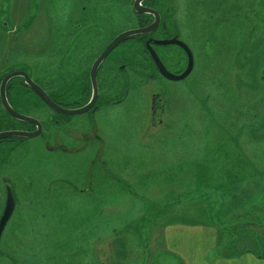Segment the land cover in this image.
<instances>
[{
    "label": "rangeland",
    "instance_id": "rangeland-1",
    "mask_svg": "<svg viewBox=\"0 0 264 264\" xmlns=\"http://www.w3.org/2000/svg\"><path fill=\"white\" fill-rule=\"evenodd\" d=\"M160 1L167 30L193 53L185 78L156 73L136 38L103 62L91 110L65 125L21 98L44 133L0 166V215L6 186L14 199L0 264L264 260V0ZM131 3L0 0V76L31 68L51 96L79 92L110 40L138 25ZM85 6L95 20L77 38ZM155 50L185 70L182 48Z\"/></svg>",
    "mask_w": 264,
    "mask_h": 264
},
{
    "label": "flooded vegetation",
    "instance_id": "flooded-vegetation-1",
    "mask_svg": "<svg viewBox=\"0 0 264 264\" xmlns=\"http://www.w3.org/2000/svg\"><path fill=\"white\" fill-rule=\"evenodd\" d=\"M128 1H129V3L132 2L131 3L132 11L134 12V14H135V16H136V18L138 19V22H139L138 25L135 26V27L146 26V25L150 24L154 20V14L153 13L137 12V11H135L133 9L134 0H128ZM160 2H161L160 0H155L154 2H151V0H141L140 1L142 6H149L151 8H154L159 13V22H158L157 27L153 31H151L149 33H146V34H136V35H138V38L136 37L138 41H139V39L143 40L142 41L143 42L142 45H144L146 43L148 38H151L152 40L150 41V43H151V46L154 49H155V45H164V46H166L168 44H154L153 40H155V39H170V38H172L174 36L178 37V35H175L174 32L172 34H170L171 32H169L167 30L166 25H165L166 22H165V18L163 17V13H162V10H161V3ZM88 10H89V6L88 7L85 6L83 8V12L81 13V15L79 17H77V18H79V20L76 21V28H79V33L78 32L76 33V35H78L77 38H79L81 36H83L82 38L86 37L85 35H87V32H88L90 26L92 25V23H94L95 19H93L92 17L88 16ZM140 14H149V21L147 23L143 24L142 20H140V17H139ZM80 18L82 19L81 21H80ZM80 32H82V35H80ZM69 33L70 32H68V34ZM139 36H140V38H139ZM127 39L122 40L115 48H113L109 52V54L100 63V65H99V67L97 69V73H96V80H97V74H98V72L100 70V67L102 66L103 62L108 58V56L112 53L113 50H115L117 47H119L121 44H123L122 42H126ZM176 46H178V45H176ZM127 49L128 48L125 47V51ZM148 54L151 56L149 51H148ZM97 56H96V58H97ZM151 59H152V62L155 64L152 56H151ZM93 62H92V64H93ZM91 65L88 68L89 72H88L87 78L84 81H82L79 84V86H78V87H80L79 88V92H77L76 90L74 92L68 90V91H66L64 93L63 98L60 99V100L58 98L54 97V96H51L47 92V90L45 89L46 88L45 85L42 82H39L35 78H33V74L31 72V68H29L28 70L22 69V68H18L17 70H14V71H25L28 74V76L35 83H37L42 89L45 90V92L51 97V99L54 102H56L57 104H59L60 106H63V107H72V108H74V107H79V106H82V105L86 104L91 99L90 95L87 96L88 93H91V90L93 91L91 77H90ZM155 66H156V64H155ZM156 68H157V66H156ZM154 70L157 73L158 69L154 68ZM9 71L3 72L1 74L0 83H1V81L3 79V77L7 73H9ZM5 92H6L7 100L10 103V105L13 107V109H15L17 112H20V113L28 115V116L35 117L34 115L30 114L29 111H24L25 110L24 107L21 108V106H20L21 98L23 96H25V94L27 93L28 96L33 97L35 100H41L44 103V105H46L51 110L52 114L49 115L48 119L55 126L65 125L66 123L69 122L71 117L74 115V114H68V113H65V112L56 111L53 108H51L49 105H47L45 103V101L41 98V96L29 84H27V82L25 81V79H24V77L22 75H15V76L11 77L10 79H8V81L6 83V87H5ZM67 103H73V104H67ZM0 106H1V109H2L1 112H0V132L5 131V130H7V131L8 130L34 131V130L37 129V125L36 124H34L32 122L25 121V120H20L18 118H15L14 116H12L5 109V107L3 106L2 101H1V97H0ZM89 110H91V108ZM35 118H37V117H35ZM38 120L40 121V119H38ZM41 125H42V130H41L40 134L35 136V137H40L41 135H43L44 127H43V123L42 122H41ZM35 137H22V136L1 137L0 138V166L2 165V163H4L6 161V159H8V156L13 151H15L22 142H24V141H26L28 139H31V138H35ZM8 188H7V186L5 187L6 197H5V202H4L2 211H1V215H2V213L4 211L5 206H6V201H7V198H8V194L10 193ZM10 189H11V187H10ZM11 191H13V188L11 189ZM13 210H14V208H13Z\"/></svg>",
    "mask_w": 264,
    "mask_h": 264
},
{
    "label": "water",
    "instance_id": "water-1",
    "mask_svg": "<svg viewBox=\"0 0 264 264\" xmlns=\"http://www.w3.org/2000/svg\"><path fill=\"white\" fill-rule=\"evenodd\" d=\"M140 1L141 0H134L133 9L137 12L153 13L154 14V20L146 26L129 28V29H126V30L119 32L115 37H113L110 40V42L107 44V46L104 48V50L97 56V58L94 60L93 64L91 65V69H90V77H91L92 89H93L92 97L86 104L79 106V107H74V108L60 106L59 104L54 102L51 99V97L45 92V90L42 89L37 83H35L28 76V74L25 71H11V72L7 73L3 77V79L0 83V97H1V101H2L3 106L15 118L36 124L37 129L34 131H24V130H21V131L20 130H8L7 131V130H5V131L0 132V138L6 137V136L35 137V136L39 135L41 130H42L41 122L37 118H35L33 116H28V115L22 114L20 112H17L15 109H13V107L10 105V103L7 100L6 92H5L6 83H7L8 79H10L11 77H13L15 75H22L24 77L25 81L27 82V84H29L41 96V98L45 101V103L47 105H49L51 108H53L56 111L65 112L68 114H78V113H83V112L88 111L94 105V103L97 99L98 87H97L96 73H97V69H98L100 63L104 60V58L122 40L127 39L128 37L134 36L136 34L149 33L151 31H153L158 25V22H159L158 11L155 10L154 8L149 7V6H142ZM151 40H152L151 38H148L145 45H146L149 53L151 54L156 66H157L159 73L163 77H165L169 80H180V79L185 78L191 72V70L193 68V64H194L193 53H192L191 49L189 48V46L183 40L179 39L177 36H174L170 39H155V40H153L154 44H176L185 51L187 58H188V63H187L185 70L182 71L181 73H174V72H171L169 69L166 68V66L163 64V62L159 58L155 49L151 46V43H150ZM13 208H14V199H13L12 195L9 193L7 201H6V206L4 208L2 215L0 216V236H1V233L3 232V229H4L7 221L11 217Z\"/></svg>",
    "mask_w": 264,
    "mask_h": 264
},
{
    "label": "crops",
    "instance_id": "crops-1",
    "mask_svg": "<svg viewBox=\"0 0 264 264\" xmlns=\"http://www.w3.org/2000/svg\"><path fill=\"white\" fill-rule=\"evenodd\" d=\"M181 230V229H180ZM215 235V232H214ZM173 242H175L173 240ZM174 245V244H173ZM210 258L207 256H197L196 259L192 262V264H197L200 262V264H208L207 260ZM211 262H209L210 264ZM211 264H264V260L260 258L255 253H242L239 255L231 256V257H222L219 255H216L213 259V262Z\"/></svg>",
    "mask_w": 264,
    "mask_h": 264
},
{
    "label": "trees",
    "instance_id": "trees-1",
    "mask_svg": "<svg viewBox=\"0 0 264 264\" xmlns=\"http://www.w3.org/2000/svg\"><path fill=\"white\" fill-rule=\"evenodd\" d=\"M155 0H151V2H154ZM140 20H142V23L144 24V23H147L148 21H149V14H140ZM136 37L138 38V35H135V36H131V37H129L127 40H126V42H122L123 44H131L132 43V41L134 40V39H136ZM139 38H140V36H139ZM123 44H121V45H123ZM142 50L148 55V49L146 48V46H145V44L143 45V48H142ZM247 230H248V228H247ZM240 236V235H239ZM238 237V236H237Z\"/></svg>",
    "mask_w": 264,
    "mask_h": 264
}]
</instances>
